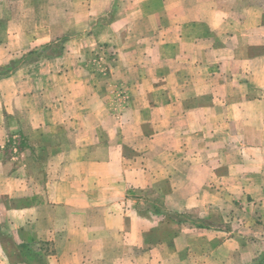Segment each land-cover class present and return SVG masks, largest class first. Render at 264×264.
<instances>
[{
	"label": "crops",
	"instance_id": "1",
	"mask_svg": "<svg viewBox=\"0 0 264 264\" xmlns=\"http://www.w3.org/2000/svg\"><path fill=\"white\" fill-rule=\"evenodd\" d=\"M7 2L16 26L31 24L27 32L8 30L12 50L21 34L28 35L27 49L85 34L48 61L63 66L64 74L82 73L80 59L89 49L107 46L116 55L109 91L94 83L70 110L79 120L92 113L99 123L88 133L75 123V147L58 160L60 178L51 192L62 218L45 221L35 216L37 207L25 208L20 241L52 236L63 242L60 264H83L85 244L101 243L99 233L110 232L111 246L128 217L123 242L141 247L148 227L159 224L137 217L130 194L169 182L173 210L203 220L139 252L141 262L264 264V0H0V6ZM98 115L121 133L117 148L99 147L105 119ZM92 148L102 156L89 159ZM124 148L140 154L127 158ZM3 161L1 154L0 199L21 196L20 178L5 176ZM121 203L124 219L111 209ZM68 212L75 218L68 220ZM0 264L27 263L8 262L0 244Z\"/></svg>",
	"mask_w": 264,
	"mask_h": 264
},
{
	"label": "rangeland",
	"instance_id": "2",
	"mask_svg": "<svg viewBox=\"0 0 264 264\" xmlns=\"http://www.w3.org/2000/svg\"><path fill=\"white\" fill-rule=\"evenodd\" d=\"M16 17L10 2L0 6V155L4 156L2 162L4 175H17L23 187L21 196L6 195L0 199V244L8 262L11 263L20 261L27 264H60L63 242H56L52 236L49 240L20 241L22 232L19 233V228L24 224L25 216L28 214L24 209L31 205L37 207L35 216L45 221L50 217L54 221L62 218L63 209L60 207L62 204L58 203V198L52 194L54 184L60 178L62 165L58 160L75 147L73 146L75 138L79 136L75 133H79L80 129L79 125L74 126L75 123H81L85 128L83 131L87 133L99 123L92 113L88 112L79 120L73 118L75 116L70 110L75 108L76 104H81L77 98L79 94L89 96L94 83L98 90L105 93L109 91L107 81L114 70L116 55L107 46L89 49L80 59L84 67L83 72L66 70L64 74L63 66L48 61L63 55L67 43L85 38V34L59 35L51 43L33 49H27L30 44L28 35L21 34L15 36L18 42H15L16 48L12 50L10 47L12 35L8 30L20 29L27 32L31 29L28 28L31 26L29 20H25V24L23 22L21 26H16L19 21ZM45 74H48V79H43ZM13 75L16 76L14 83H7L5 80ZM76 77H79L78 81H75ZM81 79L83 83L80 82ZM105 101L113 104V100L106 98ZM98 117L100 120L105 119L99 147L105 150L109 147L117 148V144L121 142V133L108 124L109 117L104 118L102 115ZM139 154L132 149L124 148V155L127 158ZM86 156L91 159L101 157L102 154L97 155L92 148ZM66 172L63 163V173ZM168 183L138 189L130 194L131 204L140 213L137 217L151 222L155 220L159 224L156 228L148 227L152 230L150 234L149 232L145 234L146 241L141 247L136 246L134 242H123V236L129 235L128 231L131 228V218L127 217L124 228H119L121 223L117 225L113 239L115 242L111 246L108 243L110 237H113L110 232L99 233L103 239L101 243L85 244L87 255L83 264H157L153 257L141 262L138 259L139 252L156 247L160 241H169L183 225L188 226V223L197 225L196 219L203 220L190 211L173 210L170 203H167L169 197L167 189L170 188ZM124 208L125 203H121L111 209L113 212H120V218H123ZM111 209L108 211H112ZM14 210L21 213L13 214ZM233 213L242 216L241 211ZM197 214L203 218L202 212L199 211ZM65 216L68 220L75 218L73 212H68ZM90 217L91 215L84 212L85 219ZM258 218L261 219L260 216ZM23 236L25 239H32L27 234ZM129 249L130 258L123 257V253ZM178 261L182 259L176 260V264Z\"/></svg>",
	"mask_w": 264,
	"mask_h": 264
}]
</instances>
